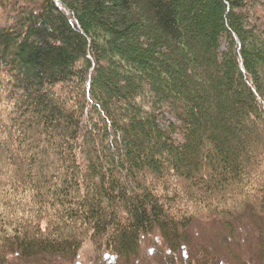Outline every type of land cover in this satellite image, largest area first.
<instances>
[{
    "label": "trees",
    "instance_id": "trees-1",
    "mask_svg": "<svg viewBox=\"0 0 264 264\" xmlns=\"http://www.w3.org/2000/svg\"><path fill=\"white\" fill-rule=\"evenodd\" d=\"M211 220L263 251L264 0H0V264Z\"/></svg>",
    "mask_w": 264,
    "mask_h": 264
},
{
    "label": "rangeland",
    "instance_id": "rangeland-1",
    "mask_svg": "<svg viewBox=\"0 0 264 264\" xmlns=\"http://www.w3.org/2000/svg\"><path fill=\"white\" fill-rule=\"evenodd\" d=\"M190 242L173 254L174 261L191 259L200 255H210L223 264H264L263 251L259 246L258 235L248 221L234 224L233 227L215 221L194 222L190 229ZM159 238L148 239L140 249L139 258L131 264H162L168 257V252L161 249ZM162 252L161 254L159 253ZM162 255V258L159 256ZM166 256V255H165ZM167 258V259H166ZM61 264H125L116 257L111 258L97 254L91 244L82 246L77 256L70 263Z\"/></svg>",
    "mask_w": 264,
    "mask_h": 264
}]
</instances>
